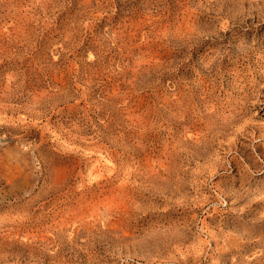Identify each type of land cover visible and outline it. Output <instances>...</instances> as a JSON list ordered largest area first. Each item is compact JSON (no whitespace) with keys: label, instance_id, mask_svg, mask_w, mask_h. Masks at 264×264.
Masks as SVG:
<instances>
[{"label":"rangeland","instance_id":"374dc122","mask_svg":"<svg viewBox=\"0 0 264 264\" xmlns=\"http://www.w3.org/2000/svg\"><path fill=\"white\" fill-rule=\"evenodd\" d=\"M0 264H264V0H0Z\"/></svg>","mask_w":264,"mask_h":264},{"label":"bare ground","instance_id":"6f19581e","mask_svg":"<svg viewBox=\"0 0 264 264\" xmlns=\"http://www.w3.org/2000/svg\"><path fill=\"white\" fill-rule=\"evenodd\" d=\"M38 1H39V0H38ZM32 9H33V8H32ZM33 10H34V9H33ZM38 11H39V10H38ZM155 49H156V48H155ZM147 59H148V58H147ZM147 59H146V60H147ZM136 69H137V68H136ZM261 73H262V72H261ZM239 83H240V82H239ZM208 88H209V87H208ZM211 103H212V102H211ZM214 106H215V105H214ZM220 106H221V105H220ZM231 109H232V108H231ZM229 113H230V112H229ZM200 117H201V116H200ZM222 117H223V116H222ZM226 118H227V117H226ZM198 141H199V140H198ZM201 144H202V143H201ZM174 148H175V147H174ZM174 148H173V149H174ZM173 152H174V151H173ZM87 202H88V201H87ZM88 203H89V202H88ZM85 204H87V203H85ZM81 205H82V204H81ZM93 206H94V205H93ZM73 213H74V212H73ZM73 213H72V214H73ZM76 216H77V215H76ZM79 217H83V216H79ZM64 220H65V219H64ZM69 220H70V219H69ZM80 220H82V219H80ZM86 220H87V219H86ZM78 221H79V220H78ZM81 222H82V221H81ZM98 222H99V221H98ZM82 223H83V222H82ZM76 224H77V223H76ZM93 224H94V223H93ZM63 226H64V225H63ZM89 226H91V225H89ZM75 228H76V226H75ZM88 229H89V228H88ZM91 229H92V228H91ZM72 238H73V237H72ZM188 249H189V248H188ZM203 249H204V248H203ZM210 256H211V255H210ZM211 257H212V256H211ZM257 257H259V256H257ZM51 259H52V258H51ZM260 260H261V259H260ZM234 262H235V261H234ZM257 262H258V261H257ZM261 262H262V260H261ZM261 262H260V263H261ZM209 263H210V262H209ZM237 263H238V262H237Z\"/></svg>","mask_w":264,"mask_h":264}]
</instances>
